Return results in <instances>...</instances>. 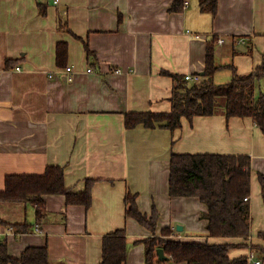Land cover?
Here are the masks:
<instances>
[{
	"label": "crops",
	"instance_id": "0c3cea01",
	"mask_svg": "<svg viewBox=\"0 0 264 264\" xmlns=\"http://www.w3.org/2000/svg\"><path fill=\"white\" fill-rule=\"evenodd\" d=\"M175 1L0 0V191L8 176L43 175L49 166L65 167L73 192L96 180L89 209L48 195L41 222L31 203L0 202V240L12 258L47 246L51 264H100L103 238L125 230L126 264H145L144 241L153 233L127 216L131 193L143 214L159 211L157 235L169 227L173 241L231 243V258L255 251L264 264L254 248H264V131L253 118L217 114L184 118L175 131L126 129L128 113L169 112L175 81L165 73L203 77L213 42L218 85L232 81L233 69L247 75L264 63V0H219L215 16L201 11L200 0H186L174 12ZM59 43L68 45L64 66ZM261 93L264 80L256 85ZM173 153L250 157L248 240L209 237L206 204L170 196ZM26 223L27 233L15 228Z\"/></svg>",
	"mask_w": 264,
	"mask_h": 264
},
{
	"label": "trees",
	"instance_id": "16d2710c",
	"mask_svg": "<svg viewBox=\"0 0 264 264\" xmlns=\"http://www.w3.org/2000/svg\"><path fill=\"white\" fill-rule=\"evenodd\" d=\"M219 0H200L202 12L216 15ZM186 0H176L172 11L182 12ZM88 49L89 55L91 52ZM58 64L64 66L68 58V45L58 44ZM220 69L216 65L215 43L208 45L206 68L202 81L188 82L185 77L165 73L173 78L175 87L170 99L169 112L128 113L125 116L127 130L137 128L168 129L182 127L183 119L193 121L199 116L223 114L227 119L253 118L264 131V94H256V85L264 80V63L247 75L233 69L230 83L218 85L214 75ZM252 165L248 156L217 154H176L170 161L169 193L171 197L199 198L208 210L202 215L208 221L211 238H243L251 235L250 205L245 199L251 192ZM264 197V176H260ZM96 180H87L83 192H73L66 186L65 167L49 166L43 175H13L6 179L5 190L0 191V202L31 203L36 209L38 221L47 215L45 197L64 195L68 205H84L90 208L93 202V187ZM127 216L135 219L153 235L146 239L145 264H160L158 249L165 251L174 263L187 264H248L247 257L231 258L229 252L236 245L231 243H183L170 240L173 230L165 228L162 236H156L160 213L154 207L152 215L143 214L137 204V196L129 194ZM27 233L32 225L26 223L15 227ZM264 239V234H260ZM264 253V248L255 246ZM129 245L125 230H117L103 238L100 264H126ZM0 264H51L49 249L29 247L21 258H12L8 242L0 240Z\"/></svg>",
	"mask_w": 264,
	"mask_h": 264
},
{
	"label": "built area",
	"instance_id": "2783aa9c",
	"mask_svg": "<svg viewBox=\"0 0 264 264\" xmlns=\"http://www.w3.org/2000/svg\"><path fill=\"white\" fill-rule=\"evenodd\" d=\"M55 4H58L59 0H54ZM199 37V36H197ZM219 43H225V40L223 39H220L219 40ZM240 44H245L246 43V40L244 38H241L240 41H239ZM18 71L21 70L20 67L17 68ZM66 75H67V78L69 81H73L74 80V76H75V72H74V69L72 67H67L66 69H64L63 71ZM88 72H92L91 69H88ZM116 73H122L121 70H116L115 71ZM185 79L188 81V82H191V83H199L202 81V77L200 75H186ZM246 201H249V197H247L245 199ZM37 232H40V229L37 228L36 229ZM10 231L14 232V228H10ZM248 262L249 263H252V264H262V262L260 260H257L256 259V253L255 251H251L248 255Z\"/></svg>",
	"mask_w": 264,
	"mask_h": 264
},
{
	"label": "water",
	"instance_id": "95a60500",
	"mask_svg": "<svg viewBox=\"0 0 264 264\" xmlns=\"http://www.w3.org/2000/svg\"><path fill=\"white\" fill-rule=\"evenodd\" d=\"M203 75H204V73H203ZM178 230L182 231L183 227L178 226ZM157 253H158V257H159L160 261H164V260L168 259V256H166L164 249H162V248L158 249Z\"/></svg>",
	"mask_w": 264,
	"mask_h": 264
},
{
	"label": "rangeland",
	"instance_id": "374dc122",
	"mask_svg": "<svg viewBox=\"0 0 264 264\" xmlns=\"http://www.w3.org/2000/svg\"><path fill=\"white\" fill-rule=\"evenodd\" d=\"M156 236L160 237V236H162V233H161V235L159 236V235H157V232H156Z\"/></svg>",
	"mask_w": 264,
	"mask_h": 264
}]
</instances>
